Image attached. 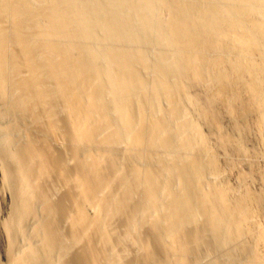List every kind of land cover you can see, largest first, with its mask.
Masks as SVG:
<instances>
[{"label": "bare ground", "instance_id": "bare-ground-1", "mask_svg": "<svg viewBox=\"0 0 264 264\" xmlns=\"http://www.w3.org/2000/svg\"><path fill=\"white\" fill-rule=\"evenodd\" d=\"M0 240L264 264V0H0Z\"/></svg>", "mask_w": 264, "mask_h": 264}, {"label": "rangeland", "instance_id": "rangeland-1", "mask_svg": "<svg viewBox=\"0 0 264 264\" xmlns=\"http://www.w3.org/2000/svg\"><path fill=\"white\" fill-rule=\"evenodd\" d=\"M8 120H10L8 117H6ZM1 241V240H0ZM2 245V243L0 242V249H2L3 248V245ZM6 258H5V257ZM7 259V260H6ZM9 263V260H8V258H7V256L5 255V254H3V253H1V250H0V264H8Z\"/></svg>", "mask_w": 264, "mask_h": 264}]
</instances>
